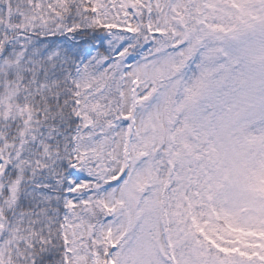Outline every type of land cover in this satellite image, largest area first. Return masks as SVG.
<instances>
[{
    "label": "snow or ice",
    "instance_id": "1",
    "mask_svg": "<svg viewBox=\"0 0 264 264\" xmlns=\"http://www.w3.org/2000/svg\"><path fill=\"white\" fill-rule=\"evenodd\" d=\"M0 264H264V0H0Z\"/></svg>",
    "mask_w": 264,
    "mask_h": 264
}]
</instances>
